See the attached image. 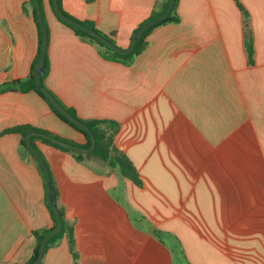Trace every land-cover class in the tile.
<instances>
[{
  "label": "crops",
  "instance_id": "obj_1",
  "mask_svg": "<svg viewBox=\"0 0 264 264\" xmlns=\"http://www.w3.org/2000/svg\"><path fill=\"white\" fill-rule=\"evenodd\" d=\"M27 1L0 0V86L27 78L38 52ZM163 1L62 4L128 49ZM240 1L253 62L234 0H179L180 23L154 29L127 66L102 58L43 0L46 86L81 119L120 124L115 145L141 186L105 161L36 141L77 253L64 237L42 264H264V0ZM23 125L87 144L36 92L0 93V264L28 262L32 232L54 225L36 158L5 133Z\"/></svg>",
  "mask_w": 264,
  "mask_h": 264
},
{
  "label": "trees",
  "instance_id": "obj_2",
  "mask_svg": "<svg viewBox=\"0 0 264 264\" xmlns=\"http://www.w3.org/2000/svg\"><path fill=\"white\" fill-rule=\"evenodd\" d=\"M169 1L170 0H164L162 4L156 6L155 10L152 12V14L144 21L142 22L138 28H136L134 30V32L132 33L131 36V41L135 35V33L138 31V29L140 27H142L145 23L163 15L168 6H169ZM236 5L238 6V8L240 9V11L243 14L245 23H246V33H245V45H246V50H247V54H248V58L250 60V62H253V57H254V39H253V33H252V29L250 28L249 22H250V15L249 12L247 11V9L245 8V6L243 5V3L240 0H234ZM58 2V6L60 8V11L62 12V14L64 16H66L67 18L74 20L78 23H80L81 25H83L84 27L102 35L104 38H106L108 41H110L111 43H113L114 45H116L113 36L115 35V33H111L109 35L104 34L102 32H100L99 30L96 29L95 25L90 22V21H81L75 17H73L72 15H70L69 13H67L64 8H63V4H62V0H57ZM178 2L179 0H176L175 5L171 11V13L160 23H157L153 26H151L149 29H147L144 34L142 35V37L139 39V41L137 42L134 50L132 53L124 55V54H120L116 51H114L113 49H111L110 47H108L106 44H104L103 42H101L100 40L96 39L95 37L91 36L90 34L86 33L84 30L77 28L75 26H73L72 24L66 23L64 22L56 13L55 9H54V4H53V0H50V4L52 6V9L56 15V17L58 18V20L63 23L64 25H66L67 27H69L70 29H72L75 34L82 39L83 41L95 46L98 49V52L100 53V55L102 56V58L109 60V61H115V62H119L122 63L124 65L127 66H131L136 58L141 55L142 53H144L148 47H149V42H148V37L151 34V32L160 27V26H164V25H168V24H178L180 23L181 19L180 16L177 12V8H178ZM27 5L30 6L31 8V15L34 19V22L36 24L37 27V31H38V52L37 55L34 59V62L32 64L31 67V72L30 75L22 80H16V81H11L9 83H5L2 86H0V93H4L7 91H19L22 93H27L30 91H34L36 92L44 101H46V103L49 105V107L51 108L52 112L60 119L62 120L64 123L70 125L72 128H74L75 130L79 131L80 133L84 134V136L87 139V144L84 146H78L70 141H67L65 139H62L58 136H55L54 134L45 131V130H41L38 128H35L33 126L30 125H23V126H18L15 128H11L5 131V133H16L21 135V149L27 151L28 153H31L28 146H27V135L29 133H44L50 136H53L55 138H58L62 141L71 143L75 146L78 147H82L85 149H89L91 147V138L89 136V134L87 133V131L82 128L81 126L73 123L72 121L69 120V118H67L64 114H62L60 111H58L53 105L52 103L49 101V99L43 94V92H41L38 87H37V83H36V66L37 63L40 59L41 56V52H42V46H43V31H42V27L40 24V21L38 19L37 16V12H36V6H35V0H28L27 1ZM40 5H41V10H42V15L44 18V21L46 23V27H47V32H48V25L46 22V17H45V13H44V7H43V0H40ZM26 10L29 12V10L26 7ZM49 34V33H48ZM45 64H46V72L45 74L42 76V82L44 84V86L46 87V89L54 96V98L65 108V110L76 120H78L79 122L85 124L89 130L92 132L93 136L95 137L96 140V145H95V149L92 153L90 154H83V153H78L66 148H63L57 144H54L52 142H50L49 140H46L44 138L41 137H36L33 136L31 137V144L32 146L35 148L36 152L39 154L40 158L45 162L42 154L40 153V151L38 150L37 146H36V141H40L44 144H47L49 146L55 147L57 149H60L62 151L65 152H70L72 154H74L76 156V158L78 160H82L85 156L86 157H95L98 158L102 161L107 162L109 165L115 167L118 169L120 175L125 178L128 179L130 181H132L134 184H136L137 186H141V181L139 179L138 173L133 165V163L130 161V159L122 152L120 151L116 145H115V137L119 132L120 129V124L116 121H112V120H83L81 119L76 110L70 107H67L45 84V79L48 75V71H49V59H48V54L46 52V58H45ZM36 165L42 175V177L44 178V181L46 183V178H45V174L43 171V168L40 164V162L35 159ZM46 163V162H45ZM46 204L47 207L51 213L54 225L52 228L50 229H42V230H34L32 232L33 236L36 239V244H35V248L32 254V257L30 258V260L28 262H26L25 264H32L33 262H35V260L38 258V254H39V250H40V246L42 244L43 239L45 238V236H47L50 232H52L53 230H55L58 226L57 224V220L55 217V213L54 210L51 206L50 203V195L48 193V187H47V183H46ZM56 191V190H55ZM60 212V216L63 222V227L61 229V231L59 233H57L56 235H54L53 237H51L46 246H45V253H44V257L47 253V251L53 247L56 246L64 237H67L69 240V245H70V249L73 255L74 260H77V253L75 251V242H74V232H73V227L69 226L68 224H66V222L64 221L63 218V213L62 211L59 209ZM43 257V259H44ZM42 259V261H43ZM42 261L40 264H42Z\"/></svg>",
  "mask_w": 264,
  "mask_h": 264
},
{
  "label": "water",
  "instance_id": "obj_3",
  "mask_svg": "<svg viewBox=\"0 0 264 264\" xmlns=\"http://www.w3.org/2000/svg\"><path fill=\"white\" fill-rule=\"evenodd\" d=\"M176 0H170L169 1V6L166 10V12L145 23L142 27H140L138 29V31L135 33L131 44L129 46L128 49H121L120 47H118L117 45H114L113 43H111L110 41H108L106 38H104L102 35L84 27L83 25H81L80 23L71 20L69 18H67L66 16H64L62 14V12L60 11V8L58 6V2L57 0H53V4H54V9L56 11V13L58 14V16L66 23L72 24L73 26L80 28L82 30H84L86 33L90 34L91 36L95 37L96 39L100 40L101 42H103L104 44H106L108 47H110L111 49H113L114 51L120 53V54H130L133 52L137 42L139 41V39L142 37V35L144 34V32L149 29L151 26L160 23L161 21H163L172 11L174 5H175ZM35 6H36V12H37V16L38 19L40 21L41 27H42V31H43V46H42V52H41V56L40 59L37 63L36 66V83H37V87L38 89L43 92V94L49 99V101L52 103V105L58 110L60 111L62 114H64L67 118H69L70 121H72L73 123L81 126L82 128H84L87 133L89 134L90 138H91V147L89 149H85L82 147H78L75 146L71 143L62 141L58 138H55L53 136L44 134V133H29L27 135V146L29 148V150L32 152L33 156L40 162L44 174H45V178H46V183H47V187H48V193L50 195V203L51 206L54 210L55 213V217L57 220V228L55 230H53L52 232H50L47 236H45V238L42 241V244L40 246V250H39V254H38V258L35 260V262H33L32 264H40L43 257H44V253H45V246L48 242V240L53 237L54 235H56L57 233H59L63 227V222L60 216V212H59V208L57 205V196H56V191L54 188V184L52 182L49 170L47 168L46 163L40 158L39 154L36 152L35 148L32 146L31 144V137L36 136V137H41L44 138L46 140H49L50 142L57 144L63 148L78 152V153H83V154H90L94 151L95 149V145H96V140L95 137L93 136L92 132L89 130V128L79 122L78 120H76L75 118H73L66 110L65 108L54 98V96L46 89V87L44 86L43 82H42V76L45 74L46 72V64H45V58H46V52H47V45H48V32H47V27H46V23L44 21L43 15H42V10H41V5H40V0H35Z\"/></svg>",
  "mask_w": 264,
  "mask_h": 264
}]
</instances>
